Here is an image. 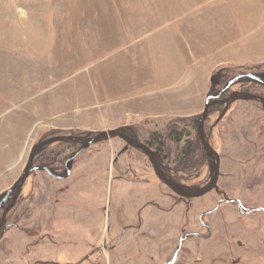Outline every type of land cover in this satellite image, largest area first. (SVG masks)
<instances>
[{"label": "rangeland", "instance_id": "374dc122", "mask_svg": "<svg viewBox=\"0 0 264 264\" xmlns=\"http://www.w3.org/2000/svg\"><path fill=\"white\" fill-rule=\"evenodd\" d=\"M216 1L0 0V195L3 185L22 172L37 142L103 130L104 70L122 55L121 29L181 21L189 17L180 16L185 10L203 3L192 9L191 16ZM239 1L238 6L248 2L260 17L264 0ZM263 33L261 26L255 36ZM260 41L257 38V45ZM261 55L262 48L256 46L253 56ZM224 67L211 73L206 94L193 95L192 117L177 113L166 124L139 128L141 134L125 128L157 153L165 174L184 188L203 187L212 175L213 163L201 150L192 164H180L179 157L186 142L197 140L202 148L196 123L206 95L223 87L222 76L215 80L213 75ZM234 67L224 69L226 78L244 72L264 74V62ZM202 82L196 84L199 91L204 89ZM262 105L264 86L241 80L213 101L204 123L205 136L220 156L217 187L246 208H264ZM29 123L46 128L33 132L34 140H29L22 156L12 158L17 144L9 141L7 128ZM57 125L71 128L52 127ZM167 127L182 133L179 143L170 139L172 132L167 138ZM151 132L163 136L161 147L149 141ZM79 145L51 144L36 157L35 165L62 174L66 159ZM70 167L79 171L67 180H55L44 171L32 173L21 192L11 197L3 225L15 226L1 228L0 264H161L176 249L183 231L209 237L185 239L175 264H264L263 211L240 214L236 205L223 203L203 218L209 233L198 218L222 194L213 190L197 199H180L159 181L146 155L121 139L91 144Z\"/></svg>", "mask_w": 264, "mask_h": 264}, {"label": "crops", "instance_id": "0c3cea01", "mask_svg": "<svg viewBox=\"0 0 264 264\" xmlns=\"http://www.w3.org/2000/svg\"><path fill=\"white\" fill-rule=\"evenodd\" d=\"M231 1L207 2L199 13L190 16L192 9L202 7L203 3L195 5L180 14L189 15L181 21L147 29H139L138 25L121 29L118 50L122 55L104 70L103 130L132 127L141 134L139 128H151L159 122L166 124L177 113H188L192 117L193 95L206 94L207 80L217 67H248L264 62V33L255 36L257 29L261 26L264 29V16L261 17L264 9L260 8V18L248 2L238 6L237 3L242 2ZM212 4L215 6H207ZM257 38L261 40L259 45ZM256 46L262 48L261 59L253 56ZM240 50L243 57L238 56ZM201 80L203 91L196 89ZM52 127L71 128L64 125ZM43 128H46L43 123L18 125L14 130L8 127L9 141L17 144L18 153L12 158L19 159L29 140L33 142V132H41ZM20 170L17 168L14 173L17 171L18 175ZM78 171L72 167L71 179ZM18 176L3 185L4 192ZM109 180L107 178V182Z\"/></svg>", "mask_w": 264, "mask_h": 264}, {"label": "water", "instance_id": "95a60500", "mask_svg": "<svg viewBox=\"0 0 264 264\" xmlns=\"http://www.w3.org/2000/svg\"><path fill=\"white\" fill-rule=\"evenodd\" d=\"M245 79L251 80L253 82L262 83L264 80V74H257L253 72L239 73L229 78L217 94L208 93L205 97L203 109L201 114L199 115L196 132L203 149L207 152L208 157L211 159L213 163V170L209 182L203 187L188 189L180 186L179 184H176L171 178H169L165 174V172L161 168V164L159 162L157 153L154 150H152L151 147H149L147 144L143 142L134 139L131 135L127 134V132L123 128H115L110 130L87 132L85 135H72V134L58 135L49 139L41 140L36 144H34L27 156V160L25 162V166L22 172L19 174L16 180L11 184V186L4 193L0 195V208L12 196V194L15 193L16 196L19 194V192H21L27 178L32 173L36 171H44L55 180H63L67 178L70 174L71 162L77 157L79 153H81L83 150L88 148V146L96 142H99L101 140L119 138L122 141H124L127 145L142 151L146 155L159 181L179 198L184 200L197 199L208 194L213 190H216L218 193L222 194L223 203H235L239 208L238 209L239 213L241 214L251 213L254 211L264 212L263 207H251V208L243 207L242 203L239 200L230 198L227 194L223 193L218 189L217 182L220 176V156L217 153V151L211 146L204 132V123L208 116L209 107L211 106L213 101L221 97L234 83ZM67 141H77L78 143H80V145L78 149L75 150L66 159L64 163V174H56L48 166L35 165V158L37 156L39 149L43 147H47L57 142H67ZM242 208L244 209L242 210ZM180 245H181V239L179 240V244L175 250V255L172 261H174V259L177 257Z\"/></svg>", "mask_w": 264, "mask_h": 264}, {"label": "trees", "instance_id": "16d2710c", "mask_svg": "<svg viewBox=\"0 0 264 264\" xmlns=\"http://www.w3.org/2000/svg\"><path fill=\"white\" fill-rule=\"evenodd\" d=\"M226 69L227 71H230L231 69L232 70H236V67L232 68V66L228 67H224V68H220L219 70H217L214 75H213V79L215 78V80L217 79L218 74H220L222 77L219 78V81H220V85H224L226 83V81L229 79V78H226V71L224 70ZM245 80H248V79H245ZM248 81H251V80H248ZM253 82V81H252ZM255 83H258V82H255ZM264 86V80L262 83H260ZM263 107V110H264V105H262ZM197 125V123H196ZM172 132V134L170 133ZM166 133H168V137H171L170 139L174 140L175 142L179 143L180 142V137H181V132H176L175 128L174 129H170V127H167V130H166ZM171 134V136H169ZM150 140H152L153 142H156L158 144L159 147H161L163 144V142H160V140H162L161 138L163 137L159 132H151L150 133ZM68 142V141H67ZM73 142H77V141H73ZM78 143V142H77ZM46 147H43L41 149H39L38 153H37V156L44 152ZM198 150H201L202 153L206 156H208L207 152L203 149V147L201 148V146L198 145V142L197 140L196 141H192V142H186L185 146L181 148V154H180V157H179V163L180 164H192L193 161H194V155H195V152ZM36 156V157H37ZM36 159V158H35ZM50 167V166H48ZM51 168V167H50ZM172 179V178H171ZM176 184H178L174 179H172ZM1 233L0 232V239H1Z\"/></svg>", "mask_w": 264, "mask_h": 264}, {"label": "flooded vegetation", "instance_id": "af4514ba", "mask_svg": "<svg viewBox=\"0 0 264 264\" xmlns=\"http://www.w3.org/2000/svg\"><path fill=\"white\" fill-rule=\"evenodd\" d=\"M214 94V93H213ZM223 96V95H222ZM221 96V97H222ZM220 99V97L218 98V100ZM126 131V130H125ZM127 134H128V132H127ZM130 135V134H129ZM132 136V135H131ZM134 139H136L137 141H139L136 137H134V136H132ZM158 156V155H157ZM158 159H159V157H158ZM211 160V159H210ZM159 162H160V160H159ZM212 162V161H211ZM161 164V163H160ZM162 168V167H161ZM163 169V168H162ZM62 174H64V172L62 173ZM217 185H218V182H217ZM210 193V192H209ZM17 196V195H16ZM15 196V193L14 194H12V196L11 197H13V198H15L16 197ZM11 197L2 205V207L0 208V211H2V214L0 215V232L2 231V229L1 228H7V227H11V226H15V223H7L5 226L3 225L4 224V221L6 220V214L5 213H7L9 210H10V208H11V205H12V203L10 204H8V202L10 201V199H11ZM230 198H232V197H230ZM181 199V198H180ZM233 199H236V198H233ZM184 200V199H183ZM8 204V205H7ZM223 204V202H222V198L221 199H218L217 200V202H216V205L212 208V209H210V211H204L203 213H201L200 215H199V223H200V225H202L209 233H211V230H210V227H209V225L208 224H206L204 221H203V218H204V216L205 215H207L208 213H211V212H213V211H215V210H217V208L218 207H220L221 205ZM230 204H234V205H236L235 203H230ZM237 206V205H236ZM244 207V206H243ZM239 208H238V206H237V210H238ZM244 208H242V210H243ZM139 211H141V209H138V211H136V214H135V218H136V220L138 221V220H140V216H139ZM238 212H239V210H238ZM241 214V213H240ZM134 226V225H133ZM134 229H138V226L137 225H135L134 226ZM125 233V230H123L121 233H120V235H123ZM190 236H195V237H198V238H201V239H206V238H208L209 236H203V235H201L199 232H191V231H183V232H181L180 233V235L178 236V240H177V245H176V248L178 247V244H179V240L181 239V245H180V247H179V251H178V254H177V257L174 259V261H172L173 260V258H174V255H175V250L173 251V253L168 257V258H166L165 260H164V262L163 263H161V264H175L176 263V261H177V258H178V255H179V252H180V249H181V246H182V243H183V241L185 240V239H187V238H189ZM114 246H116V244L114 245ZM113 246V247H114ZM113 249V248H112Z\"/></svg>", "mask_w": 264, "mask_h": 264}]
</instances>
